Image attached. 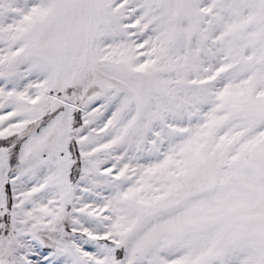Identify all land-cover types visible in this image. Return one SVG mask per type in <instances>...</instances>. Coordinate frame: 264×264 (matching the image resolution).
Segmentation results:
<instances>
[{
    "label": "snow or ice",
    "instance_id": "obj_1",
    "mask_svg": "<svg viewBox=\"0 0 264 264\" xmlns=\"http://www.w3.org/2000/svg\"><path fill=\"white\" fill-rule=\"evenodd\" d=\"M0 264H264V0H0Z\"/></svg>",
    "mask_w": 264,
    "mask_h": 264
}]
</instances>
